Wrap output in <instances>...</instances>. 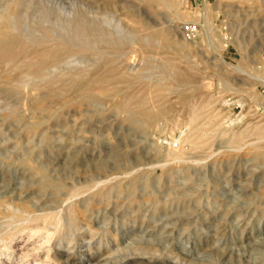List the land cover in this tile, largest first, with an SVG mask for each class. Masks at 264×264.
I'll use <instances>...</instances> for the list:
<instances>
[{
  "label": "rangeland",
  "instance_id": "rangeland-1",
  "mask_svg": "<svg viewBox=\"0 0 264 264\" xmlns=\"http://www.w3.org/2000/svg\"><path fill=\"white\" fill-rule=\"evenodd\" d=\"M21 1L65 34L0 51V264H264V0Z\"/></svg>",
  "mask_w": 264,
  "mask_h": 264
},
{
  "label": "bare ground",
  "instance_id": "bare-ground-1",
  "mask_svg": "<svg viewBox=\"0 0 264 264\" xmlns=\"http://www.w3.org/2000/svg\"><path fill=\"white\" fill-rule=\"evenodd\" d=\"M20 1H21V0H20ZM20 1H18V0H8V1L6 2V4L4 3V6H2V4L0 3V5H1V6H0V46H1L0 51L4 48V49H5L4 52H6L5 54H7L8 52L10 53V51L12 50V45H14V44H22L23 46H24L25 44H26V45H27V44H30V45H31V44H37V43L40 42V41L38 42V40H37L38 37L47 38L46 35H47V34H51L50 32H52V33H54L55 35H57V36H54L53 39H52V38H49V39H51V41H52V40L55 41V39H56V41H61V37H62V36H61L60 34H61V32H62V34H63L64 31L62 30V31L60 32V34H59L58 31H54V30L48 28L47 25H46V22H44V21H43L42 23H40V24H39V22L37 23V22H35V21H30V22H28V23L25 22V24H22V23H21V20H20V18H21V17H20V16H21L20 14H21L22 12L19 14ZM21 2H22V1H21ZM2 3H3V2H2ZM22 3H23V2H22ZM34 3H35V2H34ZM45 3H46V2H45ZM32 9H33V8H32ZM48 14H49V13H48ZM23 15H24V14H23ZM65 15H66V14H65ZM38 16H39V15H38ZM49 16H50V15H49ZM47 17H48V16H47ZM87 17H88V16H87ZM38 18H39V17H38ZM41 18H42V17H41ZM24 20H25V19H24ZM61 20H62V19H61ZM63 20H64V19H63ZM25 21H26V20H25ZM39 21H40V20H39ZM61 22H62V21H61ZM66 22H67L66 27H68L67 30L71 29V33L74 32V33H75V36H78V37H79V34H85V33H87V35H89V34L91 35L92 32L95 33V31H96L97 29L99 30V28H95V26H94V24H93L92 22L86 20L85 18H80V17H79L78 15H76V14H75V15H72V16L69 15V16L67 17ZM36 24H37V25H36ZM38 25H39V27L42 26L41 28H39L41 32H38V27H37ZM40 25H41V26H40ZM100 25H101V24H100ZM50 27H51V26H50ZM64 27H65V26H63V28H64ZM96 27H98V25H97ZM51 28H52V27H51ZM59 28H60V27H59ZM63 28H62V29H63ZM65 29H66V28H65ZM65 29H64V30H65ZM94 30H95V31H94ZM98 30H97V32H99ZM100 30H101V32H102L101 34H102L103 37H105V38H106V37L108 38V36H109L110 34H114L113 32H112V33L109 32L105 27H102V29L100 28ZM133 31H134V30H133ZM65 32L67 33L66 30H65ZM68 32H70V31H68ZM131 32H132V31H130V33H131ZM71 33H70V34H71ZM54 34H52V35H50V36L53 37ZM64 34H65V33H64ZM67 34H68V33H67ZM70 34H69V35H70ZM99 34H100V32H99ZM87 35H85V36L83 35V37H84V39L87 38V40H89L88 37H86ZM90 35H89V38H90ZM92 35H94V34H92ZM92 35H91V36H92ZM95 35H96V34H95ZM137 35H138V34H137ZM60 36H61V37H60ZM71 36H74V35H71ZM71 36H70V37H71ZM75 36H74V37H75ZM96 36L98 37V34H97ZM55 37H56V38H55ZM65 37H66V36H65ZM97 37H96L95 39H93V40L97 41V40H98ZM114 37H115V35H114ZM132 37H133V36H132ZM148 37H149V36H148ZM148 37H147V38H148ZM153 37H154V36H152V37H150V38H151L153 41H155V40L153 39ZM42 38H41V39H42ZM71 38H72V37H71ZM71 38H68V37H67V39H71ZM79 38H80V37H79ZM93 38H94V36H93ZM98 38H101V39H102L101 35H100V37H98ZM125 38H126V37H125ZM133 38H134V37H133ZM139 38H140V35H139ZM141 38H142V36H141ZM144 38H145V37H144ZM147 38H146V39H147ZM47 39H48V38H47ZM62 39H63V37H62ZM67 39H66V40H67ZM74 39H75V38H74ZM76 39H77V38H76ZM76 39H75V41H76ZM84 39H83V40H84ZM96 39H97V40H96ZM116 39H118V37H117ZM134 39H135V38H134ZM80 40H81V38H80ZM83 40H81V41H83ZM87 40H86V43L88 42ZM90 40L92 41V38H90ZM106 40H107V39H106ZM108 40H109V39H108ZM110 40H112V38H111ZM119 40L122 41V38L120 39V37H119ZM131 40H132V39H131ZM141 40H143V39H141ZM68 41H69V40H68ZM73 41H74V40H73ZM75 41H74V42H75ZM101 41L103 42V39H102ZM121 41H120V42H121ZM144 41H145V40H144ZM146 41H147V40H146ZM153 41H152V43H154ZM156 41H157V40H156ZM44 42H45V41H44ZM46 42H47V41H46ZM46 42H45V43H46ZM63 42H64V41H63ZM76 42H77V41H76ZM83 42H85V41H83ZM105 42H106V41H105ZM112 42H113V40H112L110 43H112ZM139 42H140V41H139ZM148 42H149V41H148ZM40 43H42V42H40ZM45 43H44V44H45ZM48 43L51 44V43H53V42H50V41H49ZM48 43H47V44H48ZM86 43H85V44H86ZM94 43H95V42H93V44H94ZM99 43L101 44L100 39H99ZM108 43H109V42H108ZM108 43H106V44H108ZM115 43H116V42H115ZM115 43H114V44H115ZM140 43H142V41H141ZM44 44H43V46H44ZM49 44H48V45H49ZM54 44H55V43H54ZM54 44H53V47H54ZM56 44H57V43H56ZM64 44H66V42H65ZM67 44H68V43H67ZM74 44H75V46L77 45L76 43H74ZM78 44H79V43H78ZM85 44H84V45H85ZM93 44H90V45H93ZM100 44H98V46H99ZM102 44H103V43H102ZM102 44H101V45H102ZM121 44H122V43H121ZM144 44L147 45V42L144 43ZM149 44H150V43H149ZM149 44H148V45H149ZM48 45H47V46H48ZM59 45H60V44H59ZM70 45H72V44H70ZM88 45H89V44H88ZM104 45H105V43L103 44V46H104ZM110 45H111V44H110ZM112 45H113V44H112ZM126 45H127V44H126ZM145 45H144V46H145ZM15 46H16V45H14L13 47L15 48ZM34 46H36V45H34ZM34 46H33V47H34ZM45 46H46V45H45ZM47 46H46V47H47ZM55 46H56V45H55ZM62 46H63V44H62ZM62 46H61V47H62ZM77 46H78V45H77ZM81 46H82V45H81ZM95 46H96V45L94 44L93 47L95 48ZM123 46H124V45H123ZM123 46H122V47H123ZM149 46H150V45H149ZM178 46H179V45H178ZM19 47H20V46H19ZM19 47H18V48H19ZM26 47H27V46H25V49H26ZM29 47H30V46H29ZM38 47H39V46H38ZM41 47H42V46H41ZM57 47H58V46H57ZM88 47H89V46H88ZM93 47H90V49L93 48ZM109 47L111 48V46H109ZM112 47H113V46H112ZM117 47H118V46H116V48H117ZM134 47H135V46H134ZM146 47H147V46H146ZM6 48H8V49H7L8 51H6ZM54 48H55V47H54ZM4 49H3V50H4ZM16 49H17V48H16ZM20 49H21V48H19V51H20ZM31 49H32V48H31ZM35 49H37V47H35ZM38 49H39V48H38ZM38 49H37V50H38ZM55 49H56V48H55ZM57 49H58V48H57ZM90 49H89V50H90ZM3 50H2V51H3ZM33 50H34V49H33ZM33 50H31V51H33ZM37 50H36V51H37ZM47 50L49 51V50H51V48H50V49H46V52H47ZM53 50H54V49H53ZM61 50H62V49H61ZM98 50H100V49L98 48ZM105 50H106V49H105ZM105 50H104V52H105ZM117 50H118V49H117ZM19 51H17V52H19ZM23 51H24V50H23ZM25 51H26V50H25ZM34 51H35V50H34ZM44 51H45V50H44ZM58 51H59V50H58ZM87 51H88V50H87ZM95 51H97V49H96ZM100 51H101V50H100ZM106 51H107V50H106ZM120 51H121V50H120ZM11 52H12V51H11ZM15 52H16V51H15ZM17 52H16V53H17ZM21 52H22V51H21ZM38 52L41 53L40 49H39ZM89 52H90V51H89ZM89 52H88V53H89ZM122 52H123V51H122ZM122 52H121V53H122ZM0 53H1V52H0ZM9 53H8V54H9ZM12 53H14V52H12ZM12 53H11V55H14V56L16 55L15 53H14V54H12ZM28 53H30V52H28ZM28 53H27V54H28ZM34 53H35V52H34ZM42 53H43V52H42ZM44 53H45V52H44ZM48 53H49V52H48ZM60 53H61V52H60ZM63 53H64V52H63ZM117 53H118V52H117ZM121 53H118V54H120L119 56H121ZM8 54H7L6 56H8ZM27 54H26V55H27ZM36 54H37V53H35L34 55H36ZM66 54H67V53H66ZM91 54L93 55V51H92ZM94 54H95V53H94ZM98 54L100 55V53H98ZM113 54H114L115 57H116V54H115V53H113ZM118 54H117V56H118ZM1 55H2V54H1ZM61 55H62V54H61ZM68 55H69V54H68ZM68 55H66V56H68ZM71 55H74V56H75V54H70V56H71ZM114 55H113V56H114ZM16 56H17V55H16ZM28 56H29V55H28ZM37 56H38V55H36V57H37ZM54 56H55V55H54ZM63 56H64V54H63ZM95 56L97 57V55H95ZM18 57H19V56H18ZM23 57H24V56H23ZM23 57H22V58H23ZM31 57L34 58L33 56H31ZM31 57H30V59L32 60ZM36 57H35V59H38V58H39L38 60H40V56H39L38 58H36ZM44 57H45V56H44ZM59 57H60V56H58V58H59ZM98 57H99V56H98ZM150 57H151V56H150ZM181 57H182V56H181ZM1 58H2V57H1ZM4 58H5V56L3 57V59H4ZM8 58H9V56H8ZM11 58H12V57H11ZM19 58H21V57H19ZM41 58H42V57H41ZM47 58H48V57H47ZM51 58H52V56H51ZM62 58H63V57H62ZM66 58H67V57H66ZM3 59H1V61H3V63H4V60H5L6 58H5L4 60H3ZM14 59L16 60V58H14ZM14 59H13V61H14ZM26 59H27V57H26ZM26 59H25V60H26ZM28 59H29V58H28ZM30 59H29V60H30ZM43 59H46V58H43ZM56 59H57V58H56ZM70 59H72V58H69V60H70ZM178 59H180V58L178 57ZM7 60H9V59H7ZM18 60H19V59H18ZM18 60H16V61H18ZM22 60H23V59H22ZM22 60H21V61H22ZM25 60H24V61H25ZM29 60H26V61L28 62ZM31 60H30V61H31ZM33 60H34V59H33ZM47 60H48V59H47ZM64 60H65V59H64ZM67 60H68V59H67ZM97 60H98V59H97ZM102 60H103V59H102ZM19 61H20V60H19ZM26 61L24 62L25 64L23 63V64H24V67L27 65V64H26ZM40 61H41V60H40ZM49 61H50V60H49ZM58 61H59V60H58ZM36 62H37V61H33L32 63H36ZM56 62H57V61H56ZM130 62H131V61H130ZM38 63H39V62H38ZM38 63H36V64H38ZM42 63L45 64V62H42ZM57 63H58V62H57ZM61 63H62V62H61ZM65 63H66V60H65ZM100 63H101V62H100ZM14 64L16 65V63H14ZM21 64H22V62H21ZM21 64H20V65H21ZM192 64H193V63H192ZM192 64H191V65H192ZM2 65H3V64H2ZM4 65H6V64H4ZM4 65H3V66H4ZM18 65H19V64H18ZM39 65H40V63H39ZM41 65H43V64H41ZM47 65H49V64H47ZM58 65H59V64H56V63L54 64V63H53V65H51V66L49 65L48 68L44 67V66H45V65H44V66H42V67H44V68H43L41 71L44 70V73H47V71H49V70H56V71H57ZM60 65H62V64H60ZM170 65H171V64H170ZM3 66L1 67V65H0L1 68H3ZM29 66L32 67V65H29ZM36 66H37V65H36ZM173 66H174V64H173ZM173 66H172V67H173ZM16 67H17V66H16ZM19 67H22V65L19 66ZM19 67H18V69H22V68H23V67H22V68H19ZM33 67H34V66H33ZM39 67H40V66H38V68H39ZM172 67H170V68H172ZM1 68H0V71L2 70ZM40 68H41V67H40ZM174 68H175V67H174ZM174 68H173V69H174ZM8 69H9V68H8ZM23 69H25V68H23ZM34 69H35V68H34ZM30 70H31V69L29 68V71H30ZM188 70H189V69H188ZM12 71H13V70H12ZM12 71H11V73H14V71H13V72H12ZM18 71H19V70H18ZM18 71L15 70V72H16L15 74H16V75H17V72H18ZM31 71H32V70H31ZM33 71H34V70H33ZM35 71H36V70H35ZM4 72H5V71H4ZM19 72H20V71H19ZM23 72H24V71H23ZM23 72H22V73H23ZM26 72H27V70H26ZM58 72H59V71H58ZM84 72H85V71H84ZM86 72H87V74H85V75H84V73L82 72L84 76L88 75V73H89V71H86ZM86 72H85V73H86ZM24 73H25V72H24ZM32 73H33V72H32ZM42 73H43V72H42ZM42 73H41V74H42ZM54 73H55V72H54ZM135 73H136V72H135ZM0 74H2V73L0 72ZM48 74H49V72H48ZM48 74H46V75L48 76ZM52 74H53V71H52V73L50 72L49 75H52ZM55 74H56V73H55ZM90 74H91V75H90V77H91L93 73H90ZM99 74H100V73H99ZM6 75H7V76H8V75L11 76L12 74H6ZM18 75H19V73H18ZM18 75H17V76H18ZM30 75H31V74H30ZM56 75H57V74H56ZM56 75H55V76H56ZM72 75H73V74H72ZM101 75H102V74H101ZM139 75H140V74H139ZM23 76H24V78H25L27 75L25 76V75L23 74ZM23 76H22V77H23ZM55 76H54V77H55ZM60 76H61V75H60ZM84 76H82V77H84ZM12 77H13V76H12ZM32 77H33V76H32ZM34 77H35V76H34ZM34 77H33V78H34ZM52 77H53V75H52ZM71 77H73V76H71ZM82 77H81V78H82ZM96 77H98V76H97V73L95 74V77H94V78H96ZM24 78H21V79L24 81ZM29 78H31V76H29V77L26 79V81H28ZM35 78H36V77H35ZM35 78H34V80H35ZM46 78H48V77H46ZM46 78H45V79H46ZM102 78H105V77L103 76ZM4 79H5V78H4ZM7 79H8V78H7ZM10 79H11V78H10ZM21 79H19V80L22 82ZM36 79H38V78H36ZM51 79H52V78H51ZM84 79L86 80V78H84ZM98 79H99V78H98ZM98 79H97V82H98ZM31 80H32V78H31ZM31 80L29 79V81H31ZM41 80H43L42 77H41ZM82 80H83V79H82ZM82 80H80V81H82ZM99 80H100V79H99ZM13 81H14V80H13ZM45 81H46V80H45ZM56 81H57V80H56ZM80 81H79V82H80ZM95 81H96V80H95ZM17 82H18V81H17ZM35 82H36V81H35ZM37 82H39V81H37ZM41 82H42V81H41ZM46 82H47V81H46ZM50 82H52V81H50ZM83 82H84V81H83ZM104 82H105V80H103V83H104ZM12 83H14V82H12ZM15 83H16V82H15ZM80 83H81V82H80ZM103 83H99V85L101 84V87H102V86H103V85H102ZM105 83H106V82H105ZM105 83H104V84H105ZM16 84H17V83H16ZM49 84H50V83H49ZM91 84H92V83H91ZM93 84H94V82H93ZM21 85H22V84H21ZM30 85H31V84H30ZM85 85H86V84H85ZM33 86H35V85H33ZM95 86H96V85H95ZM13 87H14V85H13ZM78 87H79V86H78ZM91 87H92V86H91ZM91 87H89L90 90L92 89ZM101 87L99 86L98 88L101 89ZM105 87H107L106 84H105ZM89 88H88V86H87V89H89ZM80 89H81V88H80ZM84 89H85V88H84ZM102 89H103V88H102ZM105 89H106V88H105ZM105 89H104V90H105ZM25 90H26V89H25ZM92 90H94V89H92ZM92 90H91L90 92L93 93ZM106 90H109L108 87H107ZM79 91H80V90H79ZM85 93H86V92H85ZM118 93H119V92H118ZM83 94H84V93H83ZM85 95H86V94H85ZM89 95H90V94H89ZM130 99L132 100V99H134V98H130ZM135 99H137V98H135ZM141 101H142V100H141ZM122 102H123V101H122ZM126 110H127V109H126ZM140 110H141V109H140ZM148 111H150V110H148ZM151 114H152V113H151ZM147 115H148V113H147ZM195 117H196V116H195ZM192 120H193V121L195 120V119H194V116H193V119H192ZM193 121H192V122H193ZM167 127H168V126H167ZM169 129H171V128H169ZM202 132H203V131H202ZM197 133H198V132H197ZM201 134H202V133H201ZM240 135H242V134H240ZM240 135H239V136H240ZM204 136H205V135H204ZM200 137H201V136H200ZM200 137H198V140H199V139L201 140V138H203V137H201V138H200ZM239 138H240V137H238L237 139H239ZM202 140H203V139H202ZM240 140H241V138H240ZM235 141H236V140H235ZM237 141H239V140H237ZM174 150H175V149H174ZM177 151H178V150H177ZM177 151H176V152H177ZM170 152H171V151H170ZM181 152H182V151H181ZM181 152L178 151V155H180L179 153H181ZM168 153H169V152H168ZM168 153H167V154H168ZM168 155H169V154H168ZM168 155H167V156H168ZM174 155H176V153H174ZM169 156H171V155H169ZM172 157H174V156H172ZM176 157H179V156H176ZM22 162H24V161H22ZM25 181H26V180H25ZM43 191H44V190H43ZM12 198H13V197H12ZM22 202H23V201H22ZM22 204H24V203H22ZM10 206H11V205H10ZM21 206H22V205H21ZM13 207H14V206H13ZM13 207L11 206L12 210H13ZM17 207H18V206H17ZM71 207H72V206H71ZM21 209H22V208H21ZM69 209H70V208H69ZM16 211H19V210H16ZM67 211H68V210H67ZM70 211H71V210H70ZM75 211H76V210H75ZM20 212H22V211H20ZM20 214H21V213H20ZM24 214H25V213H24ZM27 214H28V213H27ZM67 214H68V212H67ZM69 214H70V215H72V214L75 215V213H73V212H72V213L69 212ZM69 214H68V215H69ZM15 215H18V214H15ZM15 215H14V218H16ZM21 215H22V214H21ZM68 215H67V216H68ZM70 215L68 216L69 218H71ZM23 216H26V215H23ZM65 216H66V214H65ZM75 216H76V215H75ZM29 218H30V216H29ZM31 218H32V217H31ZM22 219H23V217H22ZM22 219H20V222H21ZM17 220H18V219H17ZM33 220H34V219H33ZM15 221H16V220H15ZM28 221H29V220H28ZM73 221H75V218L73 219ZM7 222H10V223H11V221H9V220H8ZM12 222H13V221H12ZM17 222H19V221H17ZM2 223H3V222H2ZM10 223H9V225H10ZM75 223H76V222H75ZM13 224H14V223H13ZM13 224L11 223L10 228L12 227ZM6 226H7V224H6ZM0 230H1V229H0ZM6 230H7V228L5 229V231H6ZM1 231H3V230H1ZM7 231H8V230H7ZM2 234H3V233H1V235H2ZM5 234H6V233H5Z\"/></svg>",
  "mask_w": 264,
  "mask_h": 264
},
{
  "label": "built area",
  "instance_id": "built-area-1",
  "mask_svg": "<svg viewBox=\"0 0 264 264\" xmlns=\"http://www.w3.org/2000/svg\"><path fill=\"white\" fill-rule=\"evenodd\" d=\"M183 28H184V34L188 40L194 41L197 38L199 34L198 24L187 23L186 25H184Z\"/></svg>",
  "mask_w": 264,
  "mask_h": 264
}]
</instances>
